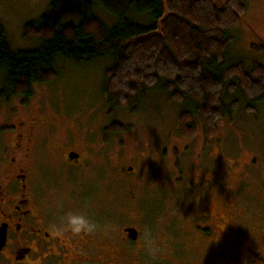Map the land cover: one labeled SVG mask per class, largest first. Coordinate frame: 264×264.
Segmentation results:
<instances>
[{
  "label": "flooded vegetation",
  "instance_id": "obj_1",
  "mask_svg": "<svg viewBox=\"0 0 264 264\" xmlns=\"http://www.w3.org/2000/svg\"><path fill=\"white\" fill-rule=\"evenodd\" d=\"M24 97L0 85V264H176L182 258L184 264H264V204L239 196L241 182L259 187L260 197L264 195V167L254 171L252 156L236 178L228 163H215L210 149L208 159L192 163L199 169L196 174L186 178L180 170L177 185L189 201L190 215L183 219L169 212L160 225L167 233L155 243L181 258L159 253L153 260L144 242L143 206L134 196L137 183L126 176L134 165L115 161L111 152L104 158L113 171L119 170L115 174L129 193L127 201L105 202L87 192L78 177L98 164L97 139L70 129L60 133L55 125L44 131L39 113L48 111ZM61 111L57 107L51 115ZM110 115V123L123 122L115 111ZM111 203L118 213L111 212ZM125 205L134 213L133 224L123 221L129 219L121 212ZM67 211L86 212L102 227L93 236H56L49 226ZM114 220L127 225L114 227ZM192 243L198 244L197 251ZM193 255L200 261H192Z\"/></svg>",
  "mask_w": 264,
  "mask_h": 264
},
{
  "label": "trees",
  "instance_id": "obj_2",
  "mask_svg": "<svg viewBox=\"0 0 264 264\" xmlns=\"http://www.w3.org/2000/svg\"><path fill=\"white\" fill-rule=\"evenodd\" d=\"M95 6L115 17L114 22L109 25L96 15ZM245 11L243 0L220 5L215 0H50L47 11L23 27V35L37 41L36 46L12 49L0 23L3 85L27 101L35 83L55 81L59 59L110 57L104 91L114 105L135 112L137 97L162 84L168 98L183 105L181 135L193 137L201 127L208 145L220 119L231 118L241 102L252 113L264 99L262 63H224L230 32ZM114 111L108 108L107 113ZM130 128L114 121L104 130Z\"/></svg>",
  "mask_w": 264,
  "mask_h": 264
},
{
  "label": "rangeland",
  "instance_id": "obj_3",
  "mask_svg": "<svg viewBox=\"0 0 264 264\" xmlns=\"http://www.w3.org/2000/svg\"><path fill=\"white\" fill-rule=\"evenodd\" d=\"M215 1L218 5L225 2ZM243 1L246 11L240 25L230 32L232 40L226 49L224 63L241 60L246 64L258 61L264 65V0ZM49 3L50 0H0V23L6 29L7 40L12 49L38 44L23 35V27L25 22L37 19L47 11ZM94 12L107 24L114 22L115 17L102 7L95 6ZM130 16L136 18L138 15L132 12ZM109 63L110 57L94 62L59 59L56 62L59 73L55 81L35 83L29 99L34 107L40 102L48 111L39 113L44 131H50L55 125V130L60 133L69 132L70 129L81 134L91 133L97 139L98 164L92 172H81L78 177L86 191L91 190L97 198H102L105 202H125L129 196L125 188H120L121 181L115 174L119 170L115 168L113 171L106 162L107 153H113V159L122 160L125 166L134 165V171L126 176L137 183L134 196L139 197L138 201L143 206L142 218L145 224L142 230L144 234L150 233L154 242L158 235L167 233L168 229L160 225L169 212L183 219L187 218V214L190 215L189 201H186L184 191L177 185L180 179L176 178L182 175V169L186 178L196 174L199 169L194 170L192 163L199 158L208 159V149L216 164L228 163L234 172L233 178H236L235 172L244 169V163L251 156L255 160L253 165L257 167L253 168L254 171L260 166L264 167V99L257 103V109L252 113H246L241 102L231 118L226 116L218 121L217 135L205 145L201 127L193 137L181 135L178 117L183 105L172 102L162 84L137 97L134 102L138 105L135 112L131 111V107L114 105L104 91L105 67ZM0 85H3L1 74ZM57 107H62V111L51 115ZM108 108H115L123 123L130 124L131 128L120 132H105V127L112 119L107 113ZM105 133L106 140L103 138ZM237 158L240 163L235 162ZM61 183L63 186L69 185L65 178ZM254 187L241 182V200L245 201V197H250L249 202L252 200L264 204L260 188ZM183 204L186 205L184 209L180 207ZM111 206V212L118 213V208L112 203ZM121 212H126L129 217L124 222L134 223V213L129 206L125 205ZM123 221L114 220V227L127 225ZM156 247L159 248L157 254L161 253L166 258H181L168 248ZM192 247L196 251L199 248L197 243H192ZM193 260L197 262L200 258L193 255ZM181 261L187 262L186 258H182L176 264H184Z\"/></svg>",
  "mask_w": 264,
  "mask_h": 264
},
{
  "label": "clouds",
  "instance_id": "obj_4",
  "mask_svg": "<svg viewBox=\"0 0 264 264\" xmlns=\"http://www.w3.org/2000/svg\"><path fill=\"white\" fill-rule=\"evenodd\" d=\"M62 207V206H61ZM50 231L56 236L71 234L73 237L95 235L102 227L95 219L86 212L67 211L58 217V220L50 224ZM144 242L147 253L155 257L159 251L150 233H145Z\"/></svg>",
  "mask_w": 264,
  "mask_h": 264
}]
</instances>
